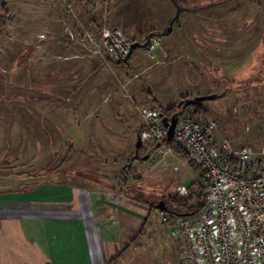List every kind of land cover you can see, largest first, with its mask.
<instances>
[{
  "label": "rangeland",
  "instance_id": "obj_1",
  "mask_svg": "<svg viewBox=\"0 0 264 264\" xmlns=\"http://www.w3.org/2000/svg\"><path fill=\"white\" fill-rule=\"evenodd\" d=\"M219 1L177 0L185 9L181 24H215L219 7H212ZM235 2L239 21L247 17L248 6L254 23L238 25L233 68L238 78L220 84L213 67L198 59L197 51L190 53L194 47L209 51V43L191 42L174 58L162 55L163 45L153 59L137 48L120 64L86 51L83 27L95 36L106 27L145 42L169 25L163 24L167 15L172 20L177 14L172 0H0V191L56 187L59 192L65 184L106 189L136 206L165 202L170 207L171 197L192 206L194 197L180 196L178 188L191 189L204 177L186 149L193 163L174 151L165 155L166 147L134 168L130 158L138 135L151 131L143 112L165 117L182 100L212 95L220 97L203 103L204 118L186 110L218 123L219 144L231 140L235 152L260 151L264 0ZM147 153L141 148L142 156ZM154 210L149 223L138 227H144L142 235L133 242L125 236L115 259L120 257L109 264H180L179 240L163 225L162 211Z\"/></svg>",
  "mask_w": 264,
  "mask_h": 264
},
{
  "label": "crops",
  "instance_id": "obj_2",
  "mask_svg": "<svg viewBox=\"0 0 264 264\" xmlns=\"http://www.w3.org/2000/svg\"><path fill=\"white\" fill-rule=\"evenodd\" d=\"M235 3V0L215 2L212 8L219 7V19L212 25L181 24L179 19L185 11L182 7L171 35L163 37L162 55L174 58L191 42L209 43V51L201 53L194 47L190 53L196 56L197 51L198 59L213 67V76L220 84L237 79L239 72L233 68L237 65L235 54L242 31L239 26L252 25L254 14L246 6L247 17L239 21L236 16L239 7ZM173 19L167 15L163 24L170 25ZM163 31L161 28L154 34L161 35ZM255 59L257 62L258 57ZM256 62L252 68L257 66ZM139 162L144 161L132 162L131 168ZM60 188L59 192L56 187L0 191V264H108L120 252L121 244L127 240L124 237L129 235L132 242L137 240L144 231V227L138 231L139 225L142 222L147 225L152 215H156L149 205L136 206L133 200H124L106 189L97 191L65 184Z\"/></svg>",
  "mask_w": 264,
  "mask_h": 264
},
{
  "label": "built area",
  "instance_id": "obj_3",
  "mask_svg": "<svg viewBox=\"0 0 264 264\" xmlns=\"http://www.w3.org/2000/svg\"><path fill=\"white\" fill-rule=\"evenodd\" d=\"M163 39L155 36L144 48L149 58L155 57ZM83 41L91 56L114 61L127 58L134 42L106 27L97 36L83 27ZM143 115L151 131L140 135L142 149L161 150L168 138L164 117L153 111ZM217 130V122L195 118L193 112L185 110L180 116L173 139L193 155L204 173L208 201L197 214L162 211V223L179 240L180 264H264V142L259 152L249 148L235 152L231 140L218 143ZM172 152L169 148L165 155ZM178 191L192 197L199 187L182 186Z\"/></svg>",
  "mask_w": 264,
  "mask_h": 264
},
{
  "label": "water",
  "instance_id": "obj_4",
  "mask_svg": "<svg viewBox=\"0 0 264 264\" xmlns=\"http://www.w3.org/2000/svg\"><path fill=\"white\" fill-rule=\"evenodd\" d=\"M172 2L177 7V14H176L175 18L173 19V21L171 22V24L164 29V31H163V33L161 35H156L154 33H151V34H149L147 36L145 42H143V43L138 42V41L133 42L128 57L125 58L124 60L118 61V64H120L122 62L128 63L130 57L133 54V52L137 48H145L146 46H148L150 41H151V39L154 38L155 36L166 37V36H170L171 35L172 30H173V25H174L175 21L179 18L180 14L184 10L182 7H180L178 5L177 0H172ZM217 97H220V96L212 95V96H208V97H199V98H195V99L182 100L177 106V110L178 111L173 116H171L170 118L169 117H164L163 123H164V126L168 129V140H172L173 139L175 131H176V128H177V125H178L179 118H180V116L184 113V111L187 108H189V107H191V106H193V105H195L197 103H204L205 101L216 99ZM159 147H160V145L157 146V148H159ZM141 148H142V142H141V137L139 135L138 139H137V143L135 145V155L131 158L132 162L137 161L139 159L142 160V161L149 160L152 152H149L145 156H142ZM156 209L159 210V211H166L167 208H166L165 202H160L159 204H157L156 205ZM183 216H186V215H183Z\"/></svg>",
  "mask_w": 264,
  "mask_h": 264
},
{
  "label": "trees",
  "instance_id": "obj_5",
  "mask_svg": "<svg viewBox=\"0 0 264 264\" xmlns=\"http://www.w3.org/2000/svg\"><path fill=\"white\" fill-rule=\"evenodd\" d=\"M175 22H177V20ZM134 42H136V41H134ZM114 63H118V61H114ZM191 108L194 110L195 114L200 116L201 118H204V116H207V114H208L207 110L203 106V103H197V104H195V105H193V106H191V107H189L187 109H191ZM177 111H176V107H174L172 109H169L167 111V113H166L167 116L165 115V117H169L170 118ZM164 147H166L168 149L169 148L172 149L174 152L179 154L185 160L190 161V158L187 155V153L185 152V150H183V147L175 145L174 139H172V140H168V139L164 140L162 142V144H161V148H164ZM131 158H130V164L132 163L131 162ZM190 162L193 163L192 161H190ZM203 177H204L203 182H200L198 184L199 191H198L197 195L192 196V198L194 197V199H195V203L192 206L189 204L188 200L182 201V200H178L177 198L171 197V199L169 201V204H170L171 208L168 207L167 204L165 203L167 210L163 211V212H167V213L173 214V215H180V216L192 215V214L199 213L204 208V206H205V204L207 203V200H208V196H207V192H206L207 188H208V183H207V181L205 179L204 173H203ZM151 208H152V210L156 209V205H152ZM119 257H120V255L116 259L115 258L112 259L110 261V263H114V261H116Z\"/></svg>",
  "mask_w": 264,
  "mask_h": 264
}]
</instances>
